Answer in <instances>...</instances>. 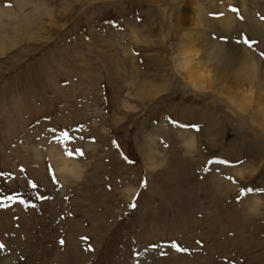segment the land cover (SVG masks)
Returning a JSON list of instances; mask_svg holds the SVG:
<instances>
[{
	"label": "rangeland",
	"instance_id": "obj_1",
	"mask_svg": "<svg viewBox=\"0 0 264 264\" xmlns=\"http://www.w3.org/2000/svg\"><path fill=\"white\" fill-rule=\"evenodd\" d=\"M243 188L264 189V0H0V264H264Z\"/></svg>",
	"mask_w": 264,
	"mask_h": 264
},
{
	"label": "bare ground",
	"instance_id": "obj_2",
	"mask_svg": "<svg viewBox=\"0 0 264 264\" xmlns=\"http://www.w3.org/2000/svg\"><path fill=\"white\" fill-rule=\"evenodd\" d=\"M252 18V17H251ZM1 19H2V17H1ZM253 21V20H252ZM250 23H251V21H250ZM251 24H253L254 26H256V31H259V30H262L263 31V29L261 28V26L259 27V24H258V22H255V21H253ZM252 25V26H253ZM253 26V27H254ZM255 28V27H254ZM5 30V29H4ZM5 32V31H4ZM207 40V39H206ZM208 41V43H206V46L204 47V48H202L201 49V52H203V53H201V56H203V58H204V60H205V62H210L211 60H214V62H215V65H216V67H217V71H218V74H220V75H223V74H225V73H229L228 72V69H225L224 67H225V65L223 64V63H221V61H220V58H219V54H222V53H224V52H226V51H230V48H233V47H229V46H225V45H223V44H221V43H218V42H216V40L215 41H213V40H207ZM234 49V48H233ZM232 49V50H233ZM235 49H237V48H235ZM190 50V49H189ZM198 52V51H197ZM196 51L194 52V55H196V53H197ZM242 52V51H241ZM243 53L246 55H248L249 57V62H250V65H249V68H246L245 70H243V69H241V71H240V74L241 73H243L242 75L244 76V77H252V78H254L255 79V81H257V82H260L259 84L261 85L262 83H261V79L260 78H258L257 77V74H258V72H257V69H256V62H257V60L252 56V55H250V53H247V52H245L244 50H243ZM244 55V56H245ZM217 56H218V58H217ZM194 57H196V56H194ZM230 58V57H229ZM198 60V59H197ZM248 62V61H247ZM206 64V63H205ZM248 65V64H247ZM248 67V66H247ZM257 67H258V65H257ZM240 68V67H239ZM243 70V71H242ZM230 71H231V69H230ZM201 72V71H200ZM232 72V71H231ZM134 73H136V72H134ZM236 73H237V71H236ZM203 75V74H202ZM237 75V74H236ZM224 76V75H223ZM193 78V77H192ZM211 78V77H210ZM197 79L198 78H196V79H193L192 81H194V85L196 86L197 85ZM138 93H141L142 94V92H138ZM193 140V138L192 137H188V139H187V141L188 142H186V144H188V146H189V149H190V151H191V149H192V147H193V144H192V141ZM64 161H65V163L63 164V166H64V169H70L71 167L67 164V162H66V159H64ZM74 168L72 169V171H74V174H75V176H78L79 175V169H80V165H79V163L78 162H74L73 163V165H72Z\"/></svg>",
	"mask_w": 264,
	"mask_h": 264
},
{
	"label": "snow or ice",
	"instance_id": "obj_3",
	"mask_svg": "<svg viewBox=\"0 0 264 264\" xmlns=\"http://www.w3.org/2000/svg\"><path fill=\"white\" fill-rule=\"evenodd\" d=\"M235 11V9H233ZM244 43L250 44V43H254L253 41H250L247 37L244 39ZM77 152H79V150H77ZM73 153L71 151H69V155H72ZM82 154V153H81ZM264 191V189H252V188H243L241 189V192H252V191ZM133 207H135V205H132ZM0 247H3L2 244H0ZM181 250H186V249H181Z\"/></svg>",
	"mask_w": 264,
	"mask_h": 264
}]
</instances>
